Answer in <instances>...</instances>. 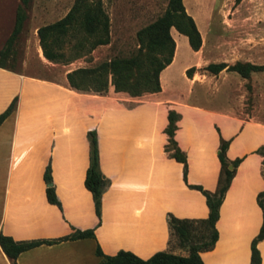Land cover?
<instances>
[{
	"label": "crops",
	"instance_id": "obj_1",
	"mask_svg": "<svg viewBox=\"0 0 264 264\" xmlns=\"http://www.w3.org/2000/svg\"><path fill=\"white\" fill-rule=\"evenodd\" d=\"M182 3L195 21L191 1ZM171 36L174 50L158 74L160 89L145 99L117 97L121 92L112 87L104 95L77 93L66 85L65 71L56 76L35 71L47 62L39 47L33 52L37 66L28 62L29 52L21 66H0V113L15 98L0 123V234L20 241L57 239L75 229L93 233L38 244L21 251L15 264H97L96 246L105 255L123 250L141 259L168 251L167 214L207 216L204 196L187 184L215 189L220 139L228 140L226 159L240 160L218 208L213 246L198 256L202 264H250V243L262 219L256 195L264 188V155L257 151L264 145V125L173 101L175 70L186 68L180 58L189 46L185 35ZM168 110L178 115L172 139L185 156V170L164 150ZM91 129L98 168L109 180L99 217L83 184ZM47 165L59 206L46 199ZM256 249L264 264V237ZM0 264H11L1 248Z\"/></svg>",
	"mask_w": 264,
	"mask_h": 264
},
{
	"label": "trees",
	"instance_id": "obj_2",
	"mask_svg": "<svg viewBox=\"0 0 264 264\" xmlns=\"http://www.w3.org/2000/svg\"><path fill=\"white\" fill-rule=\"evenodd\" d=\"M30 0H19L15 8L13 25L0 48V66L6 67L4 60L10 56V50L19 34L23 21L26 18V8ZM173 26L179 33L187 37L191 49L196 50L199 46V34L193 19L183 8L181 0H168V7L156 20L139 29L136 33L138 47L129 56H116L109 60L101 61L94 66L77 67L65 73V79L69 88L82 91L105 93L109 86L114 92H125L134 97L146 92L159 91L160 85L158 74L170 61L173 51V40L168 29ZM79 35V36H78ZM36 36L42 56L52 62H68L78 56L80 51L89 52L97 45L108 42V18L103 10L100 0H74L68 11L59 19L42 24L36 28ZM78 36V37H77ZM72 42V43H71ZM74 49L78 52L70 54L66 51ZM81 50V51H82ZM12 67V66H10ZM226 67L224 63H208L205 69L210 73H217ZM263 65L235 62L226 69L237 72L246 77L250 71L262 69ZM191 68L185 70L186 74ZM15 98L0 113L1 121L14 109ZM177 114L168 110L167 124L163 131L167 135V144L164 150L175 160L183 163L185 170V156L175 145L172 139L175 129ZM88 139V165L85 170L83 184L90 192L96 215L100 214V199L103 191L108 186L109 180L102 175L98 168V154L96 133L94 129L87 131ZM228 140H219L217 158L220 163L216 187L213 191L203 189L200 185L187 184L197 189L205 198L208 209L207 216L203 219L176 218L171 214L166 215L169 230V239L172 231L181 238L187 237L188 226L192 222H200L205 228L207 241L200 246H191L185 256L173 254L170 251H157L146 259L138 258L130 252L119 250L114 255L102 254L99 247H95V254L100 257L97 264H202L198 252L211 249L216 239L214 223L218 217V208L226 190L233 170L240 158L228 161L225 150ZM264 145L257 149L263 155ZM263 162V159H262ZM231 164L232 168L228 169ZM43 179L49 183L45 187L46 199L59 206L50 184V167L47 165L43 172ZM256 201L261 209V224L255 237L250 243V264H259V255L256 242L264 237V188L256 195ZM92 229L72 230L68 235L57 239L20 240L15 241L9 236L0 234V248L15 264L16 256L26 249L41 243H53L63 239H78L92 237Z\"/></svg>",
	"mask_w": 264,
	"mask_h": 264
},
{
	"label": "rangeland",
	"instance_id": "obj_3",
	"mask_svg": "<svg viewBox=\"0 0 264 264\" xmlns=\"http://www.w3.org/2000/svg\"><path fill=\"white\" fill-rule=\"evenodd\" d=\"M73 1L30 0L25 10L26 18L11 47L10 56L4 63L21 66L25 53L29 52L28 62L37 66L33 52L40 46L34 27L59 19L68 11ZM190 1L196 12V19L193 21L200 43L196 50L191 49L188 44L187 53H181L180 59L186 68L180 72L176 67L174 84L177 94L173 101L185 102L217 115L264 125V67L250 71L246 77L226 69L235 62L264 66V0ZM100 3L108 18V42L95 46L89 52L78 50L81 52L80 56L68 62L43 61L45 67L41 70L37 68L39 70H35L36 72L56 76L62 71L66 73L77 67L94 66L116 56H129L138 47L137 31L162 16L168 7V0H100ZM18 4L19 0H0V48L11 31ZM183 8L186 12L184 5ZM171 32L179 33L170 26L168 33L171 39ZM75 51L71 49L66 53L73 54ZM208 63H224L226 67L217 73H210L205 69ZM188 68L191 70L186 74L185 70ZM74 91L89 95L106 93ZM148 93L150 92L134 98L145 99ZM114 95L129 96L125 92ZM260 139H264V134ZM262 164L264 173V158ZM186 229V238H181L172 231L168 251L185 256L191 246H200L207 241L205 228L200 222H192Z\"/></svg>",
	"mask_w": 264,
	"mask_h": 264
},
{
	"label": "water",
	"instance_id": "obj_4",
	"mask_svg": "<svg viewBox=\"0 0 264 264\" xmlns=\"http://www.w3.org/2000/svg\"><path fill=\"white\" fill-rule=\"evenodd\" d=\"M227 167H228V169H231V168H232V166H231V165H228Z\"/></svg>",
	"mask_w": 264,
	"mask_h": 264
}]
</instances>
